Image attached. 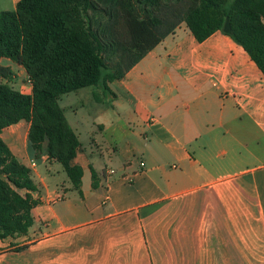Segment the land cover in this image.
<instances>
[{"label": "crops", "instance_id": "obj_1", "mask_svg": "<svg viewBox=\"0 0 264 264\" xmlns=\"http://www.w3.org/2000/svg\"><path fill=\"white\" fill-rule=\"evenodd\" d=\"M110 88L138 131L101 126L117 169L98 172L80 145L82 195L37 171L50 160L29 123L3 130L43 190L29 234L0 240V264H264V75L244 49L220 31L199 43L183 23Z\"/></svg>", "mask_w": 264, "mask_h": 264}, {"label": "trees", "instance_id": "obj_2", "mask_svg": "<svg viewBox=\"0 0 264 264\" xmlns=\"http://www.w3.org/2000/svg\"><path fill=\"white\" fill-rule=\"evenodd\" d=\"M227 18L232 33L226 35L264 75V0H20L15 10L0 12V62L23 67L31 84L24 94L3 83L12 71L0 65V240L27 236L40 205L32 195L39 191L33 171L3 140L4 129L29 123L32 149L46 146L48 159L62 165L82 195L83 169L74 165L80 141L59 104L62 96L96 87L116 97L110 84L183 23L203 43L223 32Z\"/></svg>", "mask_w": 264, "mask_h": 264}, {"label": "rangeland", "instance_id": "obj_3", "mask_svg": "<svg viewBox=\"0 0 264 264\" xmlns=\"http://www.w3.org/2000/svg\"><path fill=\"white\" fill-rule=\"evenodd\" d=\"M12 10L13 7L8 0H0V12ZM0 65L8 67L12 71L10 79L3 80V83H7L21 93H31V84L23 67L6 58L1 60ZM95 94H98L100 101L96 100ZM59 104L64 109L69 124L79 137L84 161L94 165L98 172H101L106 166L117 169L120 162L115 159L109 137L102 132L101 126H104L105 129L121 128L127 132L138 131L136 122L131 123L127 120L126 115L113 109L111 96L105 95L96 87H88L64 95ZM24 124L28 126L27 122H24ZM24 133L25 130L22 134ZM139 141L144 144V136L141 135ZM139 157L138 154L136 158ZM34 160L38 166L37 171L47 180L51 189H57L60 193H73L78 196L61 164L55 161L44 163L39 158ZM90 178V170L88 169L84 182L88 183ZM33 180L38 184L40 190H43L40 186V178L34 173Z\"/></svg>", "mask_w": 264, "mask_h": 264}, {"label": "water", "instance_id": "obj_4", "mask_svg": "<svg viewBox=\"0 0 264 264\" xmlns=\"http://www.w3.org/2000/svg\"><path fill=\"white\" fill-rule=\"evenodd\" d=\"M223 32L225 34H228V35H230L232 33L230 18H227L226 23H225V26L223 28Z\"/></svg>", "mask_w": 264, "mask_h": 264}, {"label": "built area", "instance_id": "obj_5", "mask_svg": "<svg viewBox=\"0 0 264 264\" xmlns=\"http://www.w3.org/2000/svg\"><path fill=\"white\" fill-rule=\"evenodd\" d=\"M30 82V81H29ZM141 166L143 167L144 166V164L142 163L141 164ZM110 173L112 174V173H114L113 171H110ZM107 199H108V197H107Z\"/></svg>", "mask_w": 264, "mask_h": 264}]
</instances>
